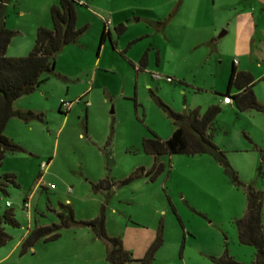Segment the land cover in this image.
Masks as SVG:
<instances>
[{"label":"rangeland","instance_id":"obj_1","mask_svg":"<svg viewBox=\"0 0 264 264\" xmlns=\"http://www.w3.org/2000/svg\"><path fill=\"white\" fill-rule=\"evenodd\" d=\"M80 1L78 26L88 29L57 55L59 75L14 103L43 113L44 120L25 123L14 117L7 125L6 134L24 150L9 152L0 167V180L10 173L19 184H9L8 195L0 199V215L11 208L19 222L4 225L10 239L0 247V264H111L106 241L83 225L64 228L58 239H41L22 252L29 231L60 222L61 203L71 204L78 220L104 216L107 232L121 236L136 259L145 256L161 229L164 244L155 264H216L211 256L226 252L252 264L257 250L240 242L237 225L247 209L245 188L211 155H163L165 169L155 180L142 176L111 193L95 192L93 184L106 177L121 181L140 167H153L155 157L144 151L143 139L153 131L167 140L175 130L155 96L177 112L204 114L210 105H221L237 59L238 70L254 75L253 89L264 104V4ZM50 2L10 0L7 26L23 35L13 38L8 56L21 42L35 45V20L49 18L53 27ZM106 22L112 39L99 51ZM120 24L126 26L122 34L116 31ZM145 54L148 65L139 69ZM237 91L234 87L232 94ZM62 101L71 107L66 110ZM222 108L214 141L240 179L264 192V112L240 111L236 104Z\"/></svg>","mask_w":264,"mask_h":264},{"label":"trees","instance_id":"obj_2","mask_svg":"<svg viewBox=\"0 0 264 264\" xmlns=\"http://www.w3.org/2000/svg\"><path fill=\"white\" fill-rule=\"evenodd\" d=\"M10 0H0V167L9 152H18L24 148L6 134V127L11 118H19L25 123L32 120H44V114L33 110L15 108L14 103L22 96L32 93L42 83L50 79L51 75H59L56 72L57 55L69 44L77 42L88 26H78V5L80 0H59L51 8L53 27L41 26L38 29L34 48L29 55L23 57H10L7 55L9 45L18 31L7 26V7ZM126 30L124 24L117 26L116 31L122 34ZM112 39L111 30L107 22L104 25L100 39V49L107 39ZM112 44H116L112 40ZM148 65L147 54L139 62V69H145ZM256 79L250 71L238 70L234 64L229 78L227 92L222 96H231L240 111L251 109L264 112V104L260 102L253 89ZM238 92L232 94V89ZM154 95V94H153ZM155 96V95H154ZM158 104L173 120L175 130L172 136L163 140L155 132L143 139V149L147 154L155 157L152 168L140 167L131 175L121 181H115L110 177L101 179L93 184L95 192H112L115 186L128 185L136 179L146 176L155 180L165 169L161 161L163 155H199L209 154L222 165L232 181L239 186H244L247 195V209L245 215L237 220L239 240L242 244L255 246L256 258L252 264H264V192L253 184L244 183L238 171L232 166L227 152L215 141L217 130V117L222 112L221 105H210L202 114L200 109H187L177 112L160 97L155 96ZM19 186L16 176L5 174L0 180V199L3 194L8 195V186ZM59 223L36 226L22 241V252H27L41 239L46 241L56 240L61 236V230L74 225L90 227L93 232L107 243V259L111 264H155L156 254L164 244L163 232L160 229L155 241L150 246L145 256L140 259L133 257L124 246L121 236H112L107 232L105 217H98L91 221H82L76 218L75 210L71 204H60L57 212ZM19 226L13 209H7L0 215V247L10 239L4 225ZM216 264H244L228 252L221 257L211 256Z\"/></svg>","mask_w":264,"mask_h":264},{"label":"crops","instance_id":"obj_3","mask_svg":"<svg viewBox=\"0 0 264 264\" xmlns=\"http://www.w3.org/2000/svg\"><path fill=\"white\" fill-rule=\"evenodd\" d=\"M57 1L58 0H51V2L49 3V5H50V9L52 8V6L54 5V4H56L57 3ZM255 1H257V2H259V3H261V4H264V3H262L261 1H259V0H255ZM41 26H45V27H48V28H52V23H51V21H50V19L48 18V20L46 19L44 22H39V21H34V31H35V28H36V33H37V30L39 29V27H41ZM109 29L111 30V28H110V25H109ZM18 33H22V35H23V32H19L18 31ZM36 35V34H35ZM34 48V46L32 47V44H31V42H28V43H24V42H21V44L19 45V48H17L16 50H14V51H12V49H10L9 50V55L10 56H27L28 54H30V52L32 51V49ZM10 51H12L11 53H10ZM237 60V59H236ZM235 64V63H234ZM233 64V65H234ZM238 64H239V61H238ZM238 64H235L236 66L238 65ZM240 71V70H239ZM242 71H244V70H242ZM238 92V91H237ZM220 104L222 105V106H224V107H230V106H232V105H234V104H236L235 102H233V103H231V104H225L224 103V100H223V98H220ZM237 106V105H236ZM9 123V122H8ZM8 125V124H7ZM8 127V126H7ZM7 127H6V129H7ZM29 232H31V231H29ZM29 232L27 233V235L29 234ZM26 235V236H27ZM26 236H25V238H26ZM25 238H23V240L25 239Z\"/></svg>","mask_w":264,"mask_h":264},{"label":"built area","instance_id":"obj_4","mask_svg":"<svg viewBox=\"0 0 264 264\" xmlns=\"http://www.w3.org/2000/svg\"><path fill=\"white\" fill-rule=\"evenodd\" d=\"M107 24H108V28H109V25H110L109 22H108ZM235 64H238V60L235 61ZM154 77H155L156 79H159V80H161V79H166L167 81H172L171 77H165V76H163V75H161V74H155ZM223 100H224V103H225V104H231V103L234 102L233 98H232L231 96H229V95L224 96V97H223ZM62 106H64V107L66 108V110H68V109L71 107V105L67 104L66 101H62ZM54 186H55V185H47V187H52V188H53ZM6 204H7V207H11V206H12V203H11L10 201H7ZM30 207H31L30 201L27 200V201L25 202V204H24V208L27 209V210H29Z\"/></svg>","mask_w":264,"mask_h":264},{"label":"water","instance_id":"obj_5","mask_svg":"<svg viewBox=\"0 0 264 264\" xmlns=\"http://www.w3.org/2000/svg\"><path fill=\"white\" fill-rule=\"evenodd\" d=\"M259 1H261L262 3H264V0H259Z\"/></svg>","mask_w":264,"mask_h":264}]
</instances>
